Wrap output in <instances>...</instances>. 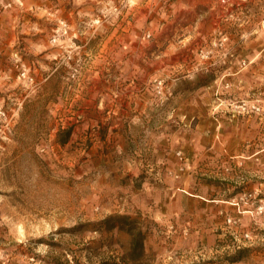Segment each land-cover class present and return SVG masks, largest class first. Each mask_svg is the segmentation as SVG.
<instances>
[{"label":"rangeland","instance_id":"374dc122","mask_svg":"<svg viewBox=\"0 0 264 264\" xmlns=\"http://www.w3.org/2000/svg\"><path fill=\"white\" fill-rule=\"evenodd\" d=\"M263 260L264 0H0V264Z\"/></svg>","mask_w":264,"mask_h":264},{"label":"trees","instance_id":"16d2710c","mask_svg":"<svg viewBox=\"0 0 264 264\" xmlns=\"http://www.w3.org/2000/svg\"><path fill=\"white\" fill-rule=\"evenodd\" d=\"M63 142H65V140ZM114 218L116 217H113L112 219ZM131 229H132L131 226H129V228L127 229V233L130 235L131 238L132 251L136 252L141 246L142 235L141 233L132 234Z\"/></svg>","mask_w":264,"mask_h":264},{"label":"crops","instance_id":"0c3cea01","mask_svg":"<svg viewBox=\"0 0 264 264\" xmlns=\"http://www.w3.org/2000/svg\"><path fill=\"white\" fill-rule=\"evenodd\" d=\"M260 263H261V264H264V260H263L262 262H261V261L258 262V264H260Z\"/></svg>","mask_w":264,"mask_h":264}]
</instances>
